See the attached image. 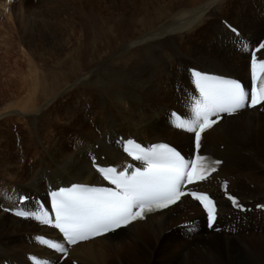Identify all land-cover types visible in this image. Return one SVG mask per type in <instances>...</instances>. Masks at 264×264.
Wrapping results in <instances>:
<instances>
[{"label":"bare ground","instance_id":"6f19581e","mask_svg":"<svg viewBox=\"0 0 264 264\" xmlns=\"http://www.w3.org/2000/svg\"><path fill=\"white\" fill-rule=\"evenodd\" d=\"M55 2L40 0L31 10L28 2L19 1L17 8L11 7L7 20L11 23L13 19L21 36L26 30L33 32L41 17L47 16L51 22L55 10L59 13ZM77 5L63 4L61 8L63 15L72 14L67 16L66 25L74 22V15L79 21L74 28L69 25L72 35L69 33L64 44L73 40L77 50L73 75L51 89H39L41 80L44 82L41 73L57 63L58 53L67 50L57 46L55 38L49 36L55 29L47 26L38 37L29 39L28 61L23 64L28 66L27 73L23 76V66L16 65L11 76L14 80L9 78L8 92L17 98L23 96L8 109L21 110L27 125L26 129L16 127L14 132L29 133L21 138L37 156L31 163L17 164L15 172L14 157L4 151L1 142L0 169L12 175L10 181L0 182V191L6 192L0 196L4 206L11 204L12 192L44 195L46 186L57 180L93 183L91 143L99 144L96 154L103 153L108 164L126 161L113 144L116 134L147 142L167 141L182 151L190 150L191 132L175 129L165 110L176 108L184 120L195 119L187 65L246 80L248 49L244 45L256 42L264 32V0H88L82 10ZM9 6V2L2 3L1 10L8 12ZM220 14L240 29L245 44L220 24ZM29 17L38 19L30 24ZM6 27L3 24L0 29V45L11 50L14 38H4ZM58 85L67 87L59 97L56 94L62 88ZM83 91H91L95 102ZM219 142L223 150L218 148ZM206 148L226 158L219 175L230 178V188L238 190L243 201L264 202V103L261 111L222 119L208 132ZM247 180L253 189L244 184ZM203 188L215 194L217 186L209 179ZM219 206L218 225L228 228L227 234L206 231L197 206L182 203L146 222L76 245L69 261L62 264H70L72 259L78 264H264V244L254 246L243 234L245 230L259 231L252 234L259 243L264 238V213L238 214L223 201ZM183 222L187 226L177 227ZM32 223L37 226L32 228ZM38 234L54 232L34 220H18L0 211V262L33 264L29 256L37 254L43 264L55 263L61 252L41 243ZM51 238L61 243L59 238Z\"/></svg>","mask_w":264,"mask_h":264},{"label":"snow or ice","instance_id":"6c2138e0","mask_svg":"<svg viewBox=\"0 0 264 264\" xmlns=\"http://www.w3.org/2000/svg\"><path fill=\"white\" fill-rule=\"evenodd\" d=\"M244 47H247L246 45ZM251 53L252 78L259 84L251 92L241 86L239 82L220 81V87L209 91L200 83L203 77L198 73L196 84L200 89L201 101H197L194 108L195 119L186 121L177 117L175 126L194 133L196 154L193 160H186L177 151L159 146L150 152L137 149L138 155L133 158L146 163V167L134 171L114 168L103 169L94 163V167L103 175L104 179L115 185L114 189H96L83 186H73L53 193L55 219L36 215L26 210L16 211L14 214L32 217L35 220L59 229L68 244L75 245L80 241L96 236H102L133 221L142 220L147 213L167 208L175 204L182 196L191 195L199 201L207 213L209 227L216 220V204L208 194L188 193L182 190L183 183L193 184L203 181L217 171L221 163L210 160L199 154L201 135L218 122L220 113L229 115L246 106H255L264 102V59L257 60L256 52ZM217 119H211V117ZM127 151V149H126ZM132 155V153H129ZM131 168V165L129 166ZM226 187V185H225ZM27 197L19 196L18 203H23ZM228 199L234 206L239 207L237 200L231 195ZM41 243L61 253H65L62 243L37 238Z\"/></svg>","mask_w":264,"mask_h":264},{"label":"rangeland","instance_id":"374dc122","mask_svg":"<svg viewBox=\"0 0 264 264\" xmlns=\"http://www.w3.org/2000/svg\"><path fill=\"white\" fill-rule=\"evenodd\" d=\"M39 1L40 0L33 1V4H32V2H28L27 9L28 8H30V9L32 8L31 10H34L35 8H37V7H35V5ZM86 1H88V0H56L55 4H53V5H58L59 6L58 7V11L60 10L61 12L59 11V13H58L55 10V14L57 13L58 15L56 14L55 18L52 17L51 18V22H49V18H47V16H45L44 18L41 17L39 19V21L37 22L34 31L33 32H29L28 30H26L24 32V34H22V36H21V34L18 33V28L13 23V19H12L11 23L8 22V20H7L8 15L6 16V18H4L2 20L0 19V22H2L0 24V29L3 28V24H6V26H7L6 29L3 30V31H5L4 38H7L8 36L11 37L12 40L14 38V40H13L14 43L12 42L10 44L11 46L13 44L12 47H14V48L11 49V50L14 51V52H12L10 49L7 50L8 47L6 48L5 44L2 43L0 45L1 46L0 47V83H1L0 84V96H1L0 97V144L2 142V145L4 147V151L8 152V154L11 153L12 157H14V162L13 163L15 164L14 165L15 172H18V169H17L16 165L17 164L19 165V164L23 163V158L27 159L28 162H26V163H31L30 161L31 160L34 161L36 156H37V154L34 151L35 149L33 147H30L32 150L29 149L27 147V145H25L24 139L21 138L22 134H25V135L28 136L29 133H17V132L15 133L14 132L16 127H18V129H26L27 128V125L25 123H23L25 119L22 116L23 115L22 111L19 110V109H16V108H13V109L9 108L8 109L10 104H12L15 101H18L23 96V94H22L20 96V98L19 97L17 98L15 96L16 94H14L12 92H8L7 84H8V82H11V81L14 80L11 77V76H13L12 72L15 71L14 67H16V65L17 66H21V67L23 66V70H24L23 76L27 73L28 66L26 67L24 65H27V61H28V57L27 56H28V50H29L28 49L29 48L28 47L29 39L38 37L40 32H41V30H43L45 27L48 26L49 29H50V27L55 29V34L52 33V34H49V36L55 38L57 46L59 44H61V45L64 46L63 48L64 49L67 48V50H65L62 54L58 53V58L56 60L57 63L54 62L53 64H49V67L44 72L41 73V77H42L44 82H42V80H41L39 89L40 88H41L40 90H42V89H51V88L54 87L56 82L59 84L61 81H64L66 79V77L73 75L74 70H75V68L77 66V62H78V60L75 62V59H78L77 55H76L77 54L76 53L77 50H76L75 46H74V48L72 46L73 45V40H71L70 43H66V45H64V44H65V41L67 40L68 36H70L69 33L71 32V28L69 27V25L73 26V28H74V24L76 26L77 24H79L78 23L79 21L76 20V18H75L76 16L74 15L73 16V21L74 22L69 23V25H66L65 24L66 23V18H68V17L71 18L72 14L67 13L68 17L66 15H63V12H62L61 8L64 9L63 7L65 5H71V4H75L76 3V4H78L77 7L82 10V9H85V8H83V6L84 7L86 6L85 5ZM4 2L5 3L9 2V5H12L10 0L9 1L8 0H0V14L1 15H2V13H4L1 10L2 9L1 5H2V3L5 4ZM31 4L34 5V8H33V6ZM63 4H64V6H63ZM41 9H43V8H41ZM8 10H9V8H8ZM60 13H62V14H60ZM88 13H89V10H86L85 11V15H88ZM222 16H220V17H222V19H225V18L228 17L227 15H224V14H222ZM29 19H30V17H29ZM37 19L38 18L34 19L32 17L30 19L31 22L29 21L30 24L33 23ZM228 20H229V18H228ZM263 34H264V32L261 35H263ZM261 35L259 36V38L261 37ZM5 36H7V37H5ZM78 36H80V33L77 30L76 37H78ZM10 45H9V47H10ZM43 52L47 53L48 49H45ZM46 56H48V55H46ZM71 56H73V57H71ZM37 62H39V64H41L43 61L41 62V61L37 60ZM49 68H52L55 71H53V70H51ZM59 68H61V70ZM71 69H72V71H71ZM59 70H60V72H59ZM9 78H11V81H9ZM49 78H50V80H49ZM78 78H79V76L76 79L78 80ZM44 79H46V80L48 79V80L45 82ZM17 81H18V78H17ZM51 81H52V84H51ZM44 85H46V86H44ZM57 88H62V86L60 87L58 85ZM66 88L67 87L62 88L60 94L58 93L56 95L60 96L62 94V92ZM56 95L54 96V98L56 97ZM58 97H56V98H58ZM85 124L87 125V123H85ZM60 126H62V125H60ZM58 129H62L63 130V128H58ZM176 134H178V132ZM28 141L34 146L33 141L31 140V138H29ZM219 143L222 144V142H219ZM219 143L217 144V146L219 145ZM14 154H15V156H14ZM17 155H18V157H16ZM0 170H1L0 171V182H3V180L10 181L11 178H12V175L6 173L3 169H0ZM244 184H245V182H244ZM195 215L196 214L194 212L193 216H195ZM259 219L261 220V217ZM259 219L257 218V220H259ZM190 222H192V221H190ZM31 226H32V228H34L37 225L32 223ZM252 226H253V223H251L250 227L252 228ZM254 233L250 234L248 231H244L243 232L245 237L249 238L248 241L250 243H252V245L256 246V245L259 244L258 246H262L264 244V238H262V240L259 239V241H258L259 243H257L256 239L254 238V236H252V234L253 235H257V234H260V232L256 231ZM67 261H69V260H67ZM150 263H152V262H150Z\"/></svg>","mask_w":264,"mask_h":264}]
</instances>
